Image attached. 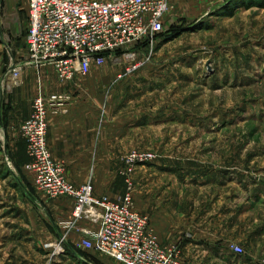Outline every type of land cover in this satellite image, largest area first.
Returning a JSON list of instances; mask_svg holds the SVG:
<instances>
[{
	"label": "rangeland",
	"instance_id": "1",
	"mask_svg": "<svg viewBox=\"0 0 264 264\" xmlns=\"http://www.w3.org/2000/svg\"><path fill=\"white\" fill-rule=\"evenodd\" d=\"M263 3L174 0L154 47L142 44L135 61L117 55L93 69L102 74L103 109L122 151L107 164L122 184L116 193H125L130 153L156 155L134 169L135 207L150 225V215L168 208L160 219L182 264H218L204 250L233 245L243 249L237 259L264 264ZM27 31L25 6L0 0V181L30 185L24 171L35 185L19 120L14 126L27 106L13 107L22 82H5L8 67L26 60Z\"/></svg>",
	"mask_w": 264,
	"mask_h": 264
},
{
	"label": "built area",
	"instance_id": "2",
	"mask_svg": "<svg viewBox=\"0 0 264 264\" xmlns=\"http://www.w3.org/2000/svg\"><path fill=\"white\" fill-rule=\"evenodd\" d=\"M173 1L28 0L26 60L8 67L6 85L21 83L30 67L53 68L60 82H72L87 77L94 67H102L117 55L135 61L140 45L154 47L166 32ZM139 66L128 68V72ZM65 100L60 95H38L32 114L21 125L29 159L26 169L32 173L37 189L48 199L68 197L76 203L73 219L61 224L66 232L58 242L46 246L52 251V259L64 254L68 233L75 231L82 235L85 249L120 264H182L180 246L162 245L149 217L135 207L134 169L152 162L155 154L134 151L128 155L122 173L126 190L119 201L95 196L92 183L77 187L67 180L65 165L53 159L48 145L50 113ZM83 220L96 229L82 227ZM231 251L243 254L238 245Z\"/></svg>",
	"mask_w": 264,
	"mask_h": 264
},
{
	"label": "crops",
	"instance_id": "3",
	"mask_svg": "<svg viewBox=\"0 0 264 264\" xmlns=\"http://www.w3.org/2000/svg\"><path fill=\"white\" fill-rule=\"evenodd\" d=\"M12 2L25 6L28 14V0ZM45 68L30 67L25 71L21 94H13V107L18 108L21 102L27 106L23 117L13 121L14 126L19 120L16 128H20L30 117L38 95L65 97L64 103L49 116L48 145L53 159L65 165L67 180L73 185L80 187L92 183L95 196L119 201L123 192L120 195L116 192L122 191V184L117 185L115 172L108 169L107 164L119 159L122 151L117 147L113 128L108 125L107 110L103 109L107 105V95L102 94L100 88L102 74L94 72L93 69H97L94 67L83 80L60 82L50 67ZM23 173L30 185L21 179L17 183L10 178L0 181V264H119L85 249L82 235L75 231L68 233L64 254L53 260L52 251L46 246L58 242L66 232L61 224L73 219L75 200L68 197L48 199L32 184V176ZM167 209L164 207L162 212L150 215L151 226L163 245L172 244L164 235L166 224L162 226L160 219L167 218ZM207 216H212V212ZM80 225L96 229L89 221L83 220ZM204 252L208 259L213 258L218 264H249L237 259L228 249L207 248Z\"/></svg>",
	"mask_w": 264,
	"mask_h": 264
},
{
	"label": "trees",
	"instance_id": "4",
	"mask_svg": "<svg viewBox=\"0 0 264 264\" xmlns=\"http://www.w3.org/2000/svg\"><path fill=\"white\" fill-rule=\"evenodd\" d=\"M263 9H264V3H263ZM162 35H163V34H162ZM162 35H160V37H161ZM160 37H159V38H160Z\"/></svg>",
	"mask_w": 264,
	"mask_h": 264
}]
</instances>
